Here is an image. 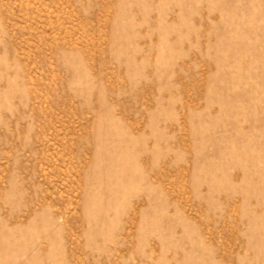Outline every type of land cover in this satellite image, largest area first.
<instances>
[{"label": "rangeland", "instance_id": "rangeland-1", "mask_svg": "<svg viewBox=\"0 0 264 264\" xmlns=\"http://www.w3.org/2000/svg\"><path fill=\"white\" fill-rule=\"evenodd\" d=\"M0 264H264V0H0Z\"/></svg>", "mask_w": 264, "mask_h": 264}]
</instances>
